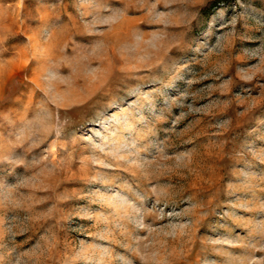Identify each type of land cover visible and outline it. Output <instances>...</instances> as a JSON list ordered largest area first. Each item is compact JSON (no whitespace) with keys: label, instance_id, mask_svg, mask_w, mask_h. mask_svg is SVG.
<instances>
[{"label":"rangeland","instance_id":"rangeland-1","mask_svg":"<svg viewBox=\"0 0 264 264\" xmlns=\"http://www.w3.org/2000/svg\"><path fill=\"white\" fill-rule=\"evenodd\" d=\"M0 264H264V0H0Z\"/></svg>","mask_w":264,"mask_h":264}]
</instances>
